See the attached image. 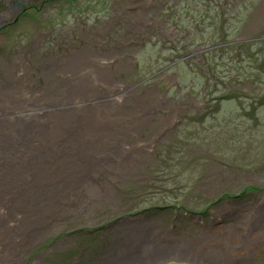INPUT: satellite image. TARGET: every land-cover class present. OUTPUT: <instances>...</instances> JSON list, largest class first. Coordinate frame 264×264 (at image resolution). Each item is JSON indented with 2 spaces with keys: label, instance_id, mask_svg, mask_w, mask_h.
I'll return each instance as SVG.
<instances>
[{
  "label": "rangeland",
  "instance_id": "1",
  "mask_svg": "<svg viewBox=\"0 0 264 264\" xmlns=\"http://www.w3.org/2000/svg\"><path fill=\"white\" fill-rule=\"evenodd\" d=\"M34 3L15 23L5 25L15 15L0 21V86L18 77L20 93L37 99L66 93L91 70L105 88L100 99L118 104L110 139L125 144L61 196L13 264H124L144 256L135 243L145 238L193 258L243 245L244 216L264 209V0ZM125 147L134 152L123 155ZM67 164L48 167L52 184L12 198L25 209L21 222L60 197ZM261 242L246 261L233 255L227 264H264Z\"/></svg>",
  "mask_w": 264,
  "mask_h": 264
},
{
  "label": "bare ground",
  "instance_id": "2",
  "mask_svg": "<svg viewBox=\"0 0 264 264\" xmlns=\"http://www.w3.org/2000/svg\"><path fill=\"white\" fill-rule=\"evenodd\" d=\"M79 72L78 78L66 93L56 91L54 94L48 91L37 99L29 91L23 92V95L20 93L19 85L12 82L18 77L0 86V264H13L16 251L22 250L30 240L35 226L43 223L45 216L56 211L65 202L61 196L67 198L78 182L100 161L116 160L119 156L114 152L117 147L125 144L121 135L111 140L110 137L113 136L110 133L114 131H107L111 128L118 104L106 103L100 99L105 88L96 74L91 70ZM63 142H66L64 147ZM132 152L133 149L125 147L122 154L130 155ZM62 159L68 163V172L65 179L64 176L56 179L61 184L57 194L60 197L45 200L39 210L36 209V214L29 213L30 219L21 222L26 216L22 213L25 209L14 205L12 198L18 194L20 197L32 186L52 184L53 181L49 175L45 176V172L49 166ZM3 179L6 180L5 185H1ZM24 202L27 205V201ZM263 210L258 212L252 209L250 214L244 216L247 226L242 227L245 234L241 233L240 241L246 240L243 245L228 244L225 249H202L201 254L194 253L199 258H193L173 256L172 248H168L166 244L155 247L145 243V238L135 243V249L145 244L144 256L134 252L124 264H217L220 257L224 258L222 263L227 264L231 262L229 257L233 255H240L242 261H246L254 253L255 246L264 240V232L257 234L258 227L255 225L263 220ZM11 216L18 221L12 222ZM17 228L22 229V235L12 233L11 230ZM134 229L140 233L138 227ZM233 233L232 230L227 231V235ZM21 236L23 237L20 238ZM134 237L135 233L132 235ZM187 244L184 242L177 249ZM153 247L155 249L151 250ZM168 251L170 254H167ZM205 253L208 263H203ZM151 259L157 261L152 263Z\"/></svg>",
  "mask_w": 264,
  "mask_h": 264
},
{
  "label": "flooded vegetation",
  "instance_id": "3",
  "mask_svg": "<svg viewBox=\"0 0 264 264\" xmlns=\"http://www.w3.org/2000/svg\"><path fill=\"white\" fill-rule=\"evenodd\" d=\"M31 1L34 2V0H0V21L5 17L9 18L15 15L16 17L12 21H6L5 25L15 23L20 16L25 15L32 7ZM49 1L51 0H35L34 6L39 5L38 7L43 8ZM16 8L22 9L19 12L15 13L14 9ZM29 15L30 14H27L26 16ZM1 27L2 26H0V29Z\"/></svg>",
  "mask_w": 264,
  "mask_h": 264
}]
</instances>
